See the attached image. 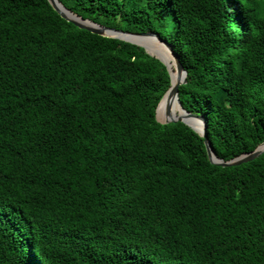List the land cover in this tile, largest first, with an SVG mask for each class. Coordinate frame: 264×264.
Instances as JSON below:
<instances>
[{
    "label": "trees",
    "instance_id": "16d2710c",
    "mask_svg": "<svg viewBox=\"0 0 264 264\" xmlns=\"http://www.w3.org/2000/svg\"><path fill=\"white\" fill-rule=\"evenodd\" d=\"M60 1L171 44L221 160L264 143V0ZM170 86L144 48L0 0V264H264V154L213 164L157 120Z\"/></svg>",
    "mask_w": 264,
    "mask_h": 264
},
{
    "label": "water",
    "instance_id": "95a60500",
    "mask_svg": "<svg viewBox=\"0 0 264 264\" xmlns=\"http://www.w3.org/2000/svg\"><path fill=\"white\" fill-rule=\"evenodd\" d=\"M53 9L61 15L62 18L66 19L67 21L73 23L75 26H77L80 29L87 30L91 33L97 34L99 36L103 37H109L114 39H119L125 42L132 43L134 45H137L139 47H142L145 49V51L153 56L156 57L158 60H160L167 68L168 73L170 75V81L171 86L168 92L164 95L161 102L158 105L157 108V120L162 124H170V123H176V122H182L186 124L187 126L191 127L194 131L199 133L204 139H205V145L208 153L209 160L216 165L223 166V167H229V166H238L243 163H247L250 161H253L260 157L262 154H264V143H262L254 152L251 153H245L238 158H235L231 161L225 162L221 160L217 154L214 152L212 145L210 143L208 133H207V122L204 115L199 114H192L188 112L184 107L182 106V103L179 98L180 94V87L182 85H185L187 83V71L185 70L183 64L181 63L180 56L176 51L174 50L173 46L169 44L167 41L162 39L158 34L154 32H147V33H140V34H134L130 32H124L122 30H117L110 27L101 26L100 24H97L91 20L83 19L82 17L78 16L77 14H74L70 10H68L60 0H48ZM129 37H146L155 39L156 42H158L161 47L162 51H165V55L169 56V60L171 59L174 64V70L171 69L170 64L167 60V58H163L160 56L159 53L156 51L151 50L146 45L134 42ZM174 73L176 77H174ZM175 102H178L180 108L184 112L183 116L175 117L172 112V107ZM163 113V118L159 116V112ZM192 122L197 124L199 127H195Z\"/></svg>",
    "mask_w": 264,
    "mask_h": 264
},
{
    "label": "bare ground",
    "instance_id": "6f19581e",
    "mask_svg": "<svg viewBox=\"0 0 264 264\" xmlns=\"http://www.w3.org/2000/svg\"><path fill=\"white\" fill-rule=\"evenodd\" d=\"M129 38L132 41L142 43V44L146 45L147 47L152 46V47L162 48L161 45L158 42L155 41V39L146 38V37H129ZM175 103H177V105H179L178 102H175ZM175 103L173 104V106L175 105ZM183 115H184V112H182V115H180V116H183ZM159 116L161 118H163V113L161 111L159 112ZM175 117H179V116H175ZM192 124L195 127H198L197 124H195L194 122H192ZM198 129H199V127H198Z\"/></svg>",
    "mask_w": 264,
    "mask_h": 264
},
{
    "label": "rangeland",
    "instance_id": "374dc122",
    "mask_svg": "<svg viewBox=\"0 0 264 264\" xmlns=\"http://www.w3.org/2000/svg\"><path fill=\"white\" fill-rule=\"evenodd\" d=\"M175 105L177 106V103H175Z\"/></svg>",
    "mask_w": 264,
    "mask_h": 264
}]
</instances>
